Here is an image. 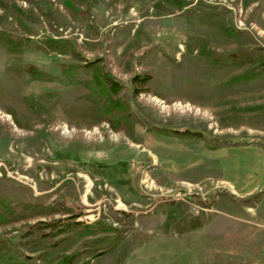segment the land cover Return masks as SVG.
<instances>
[{"label": "rangeland", "instance_id": "rangeland-1", "mask_svg": "<svg viewBox=\"0 0 264 264\" xmlns=\"http://www.w3.org/2000/svg\"><path fill=\"white\" fill-rule=\"evenodd\" d=\"M4 36L0 264H264V0H0Z\"/></svg>", "mask_w": 264, "mask_h": 264}, {"label": "trees", "instance_id": "trees-1", "mask_svg": "<svg viewBox=\"0 0 264 264\" xmlns=\"http://www.w3.org/2000/svg\"><path fill=\"white\" fill-rule=\"evenodd\" d=\"M0 39H3L13 45V38L11 36H4V37H1ZM17 45L19 46L20 42H18ZM43 46L46 51L55 52V53H63V52H66L67 49H70V45L68 41L57 40V39H52V38H48L44 42ZM89 68L90 67L86 65L85 66L68 65V66L63 67L62 73L69 79V83H75L79 81L80 78H82V76L85 75V73L87 74L89 73ZM91 71H92V74H94L93 78L96 79L100 84H102L101 92L103 93V95H105L108 98V102L110 103V105H108V107L105 110L107 117L109 118V116L114 117V116L120 115L122 113L121 112L122 111L121 107H123L122 104L118 102V100H113V102H111L110 100L111 97H113L114 94L118 91L117 84H115L114 80L110 77L109 74L104 73L103 70H101L100 68L96 67L92 69ZM28 73L30 76L34 78H39V79H50L51 78L47 76V74H44L39 70H35L32 72H28ZM263 73H264V53L261 54L260 60L256 67L252 68L251 70H249L248 72H246L244 75L240 76L237 79L247 80L251 77H257ZM51 79H55V78L52 77ZM148 79H149L148 76H144L139 79L140 80L139 83L145 85ZM133 81H137V79L134 78ZM116 120L117 119H114L115 122ZM116 123L118 124L119 122H116ZM182 133L186 134L188 132H182ZM15 207H16V211L14 208L12 213L15 211L16 214L14 216L21 215L23 216L22 218H25L27 216L26 211L27 213H31L37 210L36 206H30L29 204H21V205L19 204ZM6 214H7V211L2 212V214L0 213V217L4 218L3 221L13 218V215H11L8 219V215ZM45 225H49V224H45ZM97 226L98 225H96V227ZM46 227H50V225ZM107 230L108 231L111 230L110 226H109V229ZM113 240H114L113 236H103L101 238L95 239L93 242H90V243H94V245L100 244L101 248H104L114 243L115 241L113 242ZM87 244L89 243L87 242ZM73 257L75 258V256H70L69 258H62L64 261V264H69L70 262H72Z\"/></svg>", "mask_w": 264, "mask_h": 264}, {"label": "built area", "instance_id": "built-area-1", "mask_svg": "<svg viewBox=\"0 0 264 264\" xmlns=\"http://www.w3.org/2000/svg\"><path fill=\"white\" fill-rule=\"evenodd\" d=\"M176 197H177V199H181V197L179 196V194H178V195H176Z\"/></svg>", "mask_w": 264, "mask_h": 264}]
</instances>
